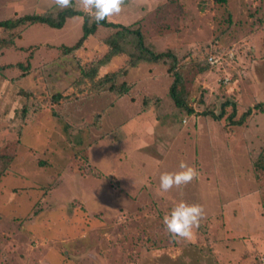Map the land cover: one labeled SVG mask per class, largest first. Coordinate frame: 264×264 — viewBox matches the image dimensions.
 Instances as JSON below:
<instances>
[{"label": "rangeland", "instance_id": "obj_1", "mask_svg": "<svg viewBox=\"0 0 264 264\" xmlns=\"http://www.w3.org/2000/svg\"><path fill=\"white\" fill-rule=\"evenodd\" d=\"M52 6L0 0V18ZM110 21L139 26L155 52L179 54L186 106L170 96L174 75L156 62L131 69L122 80L133 86L120 98L54 102L79 72L76 56L61 50L82 36L83 15L59 28L25 27L0 63L34 49L33 66H46L47 79L32 86L40 109L24 120L29 83L17 82L18 68L0 76V264H264V172L252 163L264 153V0H126ZM113 31L98 26L77 57L103 54L100 40ZM212 101L216 114L234 104V116L230 104L214 118ZM116 127L124 132L111 134ZM181 161L198 179L159 193L161 174ZM181 200L206 213L191 240L173 239L163 223Z\"/></svg>", "mask_w": 264, "mask_h": 264}, {"label": "trees", "instance_id": "obj_2", "mask_svg": "<svg viewBox=\"0 0 264 264\" xmlns=\"http://www.w3.org/2000/svg\"><path fill=\"white\" fill-rule=\"evenodd\" d=\"M218 3H226L227 0H214ZM74 3V2H73ZM83 15V34L72 46H64L61 50V56L73 55L76 56L77 64L79 66V72L75 78H73L68 86L63 91L56 92L52 95L54 102H64L76 98L90 97L93 95H100L103 93L112 94L117 98L125 95L131 88L132 83L129 81H123L126 74L133 68L140 66L143 63H163L167 65L168 72L174 75L173 83L170 86L169 94L174 99L178 106H186L184 103V95L181 93L184 82V73L182 65L178 69V63L181 61L180 56L174 50H168L165 52H155L153 47L147 42L146 36L139 26L125 25L119 22L110 20L102 21L99 25L96 23H90L89 17L81 10H77L73 7L60 10L56 6L49 7L45 11L40 13L27 12L19 15L10 16L7 18H0V53L4 49L15 44L18 38L22 37L25 27L35 23H45L51 27H61L68 17L74 15ZM111 27L114 31L107 37L102 38L100 42L105 46V52L99 56H96L88 61L83 58L77 57L78 52L83 49L85 43L91 37H94L98 26ZM34 49L29 51V54L25 59L16 63H0V76L4 75V72L13 68H18L22 71L21 75L17 77V82L29 83V88L25 87L22 90L29 103H27L22 110V117L27 119L31 112L35 113L40 109V105L33 106L30 100L36 98L37 94H40V90L34 91L32 86L38 87V82L42 79H47V73L45 71L46 66L37 65L33 66ZM125 57L124 66L118 69L109 70L103 73V68L111 63L114 58ZM59 60V59H57ZM55 60V61H57ZM205 69H202V71ZM160 99V96L156 98ZM146 106L143 107L144 111L150 110L152 100L144 98ZM214 101V100H213ZM209 103L210 114L216 119L222 118L226 113V106L230 105V102L222 103L221 112L215 113V104ZM201 103H204L203 101ZM233 109L231 114L228 115L232 118L235 114L234 104H231ZM256 106H260L259 103ZM59 111L52 110V115L57 116ZM64 110V109H63ZM188 112L192 113L193 110L188 108ZM252 110L244 113L242 118H246L251 115ZM28 122V120H27ZM234 124L243 123L242 119L233 121ZM27 127V125L25 124ZM115 131L111 134L115 135L120 131H123L122 127H116ZM124 132V131H123ZM120 139V138H119ZM255 170L261 169L264 172V153H260L259 156L252 162ZM259 178V177H258ZM239 198V197H238ZM237 211L234 209V213ZM238 216H234L237 218ZM232 227L231 223H229Z\"/></svg>", "mask_w": 264, "mask_h": 264}, {"label": "clouds", "instance_id": "obj_3", "mask_svg": "<svg viewBox=\"0 0 264 264\" xmlns=\"http://www.w3.org/2000/svg\"><path fill=\"white\" fill-rule=\"evenodd\" d=\"M53 3L60 10L74 6L73 0H53ZM125 4L126 0H76V5L89 17V22L97 25L119 15ZM179 169L161 174L159 193H167L174 187L181 188L199 177V171L194 165L181 161ZM205 215L203 205L181 200L164 216L163 223L173 239L191 240Z\"/></svg>", "mask_w": 264, "mask_h": 264}, {"label": "built area", "instance_id": "obj_4", "mask_svg": "<svg viewBox=\"0 0 264 264\" xmlns=\"http://www.w3.org/2000/svg\"><path fill=\"white\" fill-rule=\"evenodd\" d=\"M209 61H210V63H216L217 61H218V59L216 58V56H214V55H210V57H209Z\"/></svg>", "mask_w": 264, "mask_h": 264}, {"label": "crops", "instance_id": "obj_5", "mask_svg": "<svg viewBox=\"0 0 264 264\" xmlns=\"http://www.w3.org/2000/svg\"><path fill=\"white\" fill-rule=\"evenodd\" d=\"M143 117H145V116H143ZM142 123H144V124H150V122H149V120H147V118H146V120H144V121H142ZM142 125V124H141ZM125 128V127H124ZM131 130V129H130ZM127 166H129V164L127 163ZM130 172H133L132 170H130ZM153 174V173H152Z\"/></svg>", "mask_w": 264, "mask_h": 264}]
</instances>
